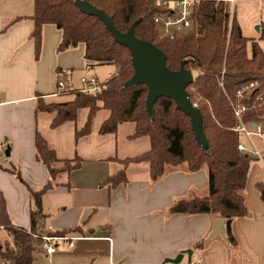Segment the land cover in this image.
I'll return each mask as SVG.
<instances>
[{"label":"crops","instance_id":"obj_1","mask_svg":"<svg viewBox=\"0 0 264 264\" xmlns=\"http://www.w3.org/2000/svg\"><path fill=\"white\" fill-rule=\"evenodd\" d=\"M36 1L0 0V195L5 199L12 223L30 229L33 203L29 191L10 171L19 170L34 192L52 183L53 188L42 199L44 218L38 229L51 226L54 234L73 240L55 242L57 252L53 255L46 254L41 242L35 240V253L43 255V264H171L166 260H174L185 252H192L191 261L186 254L180 264H264V201L257 189V185L264 183V165L253 157L249 158L251 169L245 190L251 214L232 222L234 249L221 238L205 241L198 247L212 231L215 219L212 216L168 215L175 201L187 197L191 190L207 193L206 170L191 173L186 168H169L154 182L147 163L131 164L127 184L109 189L106 180L121 168L118 160L128 157L76 155L75 158L82 159L81 167L61 173L51 181L46 165L37 160V136L45 139L62 161L71 160L65 156L75 154L77 145L85 142L84 137L76 138L73 123L78 119L53 129L54 114L40 111L39 102L66 103L58 100L63 94L74 96L72 91L77 89L72 86V76L87 67V63L83 45L58 51L62 32L54 25L44 26L37 55L32 38ZM224 1L230 3L243 35L257 40L264 51V41L260 40L264 0ZM258 26L260 30L256 29ZM248 50L251 55V43ZM60 79L66 85L62 94H58ZM101 111L106 110L96 113L92 131L86 138L94 134V121ZM127 124L131 123L121 125L115 135H103L112 137L114 154L120 130ZM45 131L50 133L47 135ZM134 132L128 137L131 145L146 142L148 137L131 139ZM253 141L257 147H264L258 138ZM243 142L250 146L245 138ZM8 146L9 157L5 154ZM88 147L98 153L99 138ZM81 154L85 155L84 151ZM61 166L62 163L56 165ZM77 228L81 233L66 234Z\"/></svg>","mask_w":264,"mask_h":264},{"label":"trees","instance_id":"obj_2","mask_svg":"<svg viewBox=\"0 0 264 264\" xmlns=\"http://www.w3.org/2000/svg\"><path fill=\"white\" fill-rule=\"evenodd\" d=\"M78 1H36L32 38L37 55L41 50L44 26L54 25L62 32L59 52L83 45L87 67L115 65L119 72L104 84L99 83L98 91L74 90L73 101L47 104L41 100L38 109L54 114L53 129L66 122H76L81 111H88L86 124L76 132L77 140L90 135L93 118L100 110L109 112V117L100 127L101 135H115L121 125L131 123L135 125L131 139H150L148 152L118 160L121 168L106 180L109 189L127 184V169L131 164L147 163L154 182L162 178L169 168H186L191 173L206 170L209 179L207 193L191 190L187 197L175 201L168 215H208L225 220L228 241L234 249L236 241L232 222L251 214L245 193L251 160L238 149L244 137L234 130L239 123L234 107L239 104L238 91L256 83L243 100L249 107L243 114V121L256 124L264 117V51L259 42L243 35L232 15L230 3L224 0H198L193 12L194 27L173 40L160 39L161 32L155 23V15L160 11L156 0H81L108 14L122 33L139 22L135 27L136 37L162 50L167 56L169 69L179 71L184 63L185 69L192 71L194 82L188 87V92L192 103L203 115V129L209 140V149L204 150L195 138L190 118L177 109L173 100L160 98L154 105L155 117L152 119L146 106L147 86L125 88V83L135 72L129 49L114 42L112 34L99 18L82 12ZM260 40L264 41V26ZM36 156L46 165L51 181L61 173H70L82 165L79 157L60 160L40 135L36 138ZM59 163L62 166L57 168ZM10 173L29 191L33 203L31 227L26 229L12 223L5 199L0 195V225L10 238V242H0V264H34L33 235L44 218L43 196L53 186L50 182L41 191L34 192L19 170L12 169ZM257 189L264 201V183L257 185ZM81 231L77 228L66 234ZM205 240L198 247H202Z\"/></svg>","mask_w":264,"mask_h":264},{"label":"water","instance_id":"obj_3","mask_svg":"<svg viewBox=\"0 0 264 264\" xmlns=\"http://www.w3.org/2000/svg\"><path fill=\"white\" fill-rule=\"evenodd\" d=\"M77 5L85 14L99 18L112 34L114 42L129 49L135 72L132 78L125 83V88L132 89L139 85L147 86L146 106L150 117L154 119V105L160 98L173 100L177 109L190 118L192 130L200 146L204 150H208L209 140L203 129V115L192 103L188 92V87L194 82L192 71L185 69L184 63L179 71L169 69L167 67V56L162 50L153 43L136 37L135 27L139 22H135L127 32L122 33L117 29L113 19L102 10L81 0L77 2ZM256 29L260 30V27L258 26ZM5 154L7 157L10 156L9 146ZM216 238H221L231 247L227 236L226 221L220 218L213 220L212 231L205 241L207 243ZM1 248L0 245V250ZM186 254L189 261H191L192 252H185L174 260H166V263L180 264Z\"/></svg>","mask_w":264,"mask_h":264},{"label":"built area","instance_id":"obj_4","mask_svg":"<svg viewBox=\"0 0 264 264\" xmlns=\"http://www.w3.org/2000/svg\"><path fill=\"white\" fill-rule=\"evenodd\" d=\"M198 0H156V7L160 10L155 15V23L160 29V39L173 40L178 34H185L194 27L193 12L195 4ZM234 2V0H230ZM82 82L88 85L85 92H95L99 90L97 79L87 80L82 78ZM256 83L242 87L237 94L239 104L234 107V113L239 123L234 129L241 134L250 144L249 147L241 141L238 149L241 153L253 157L255 160L264 165V147L259 148L255 145L254 139L258 138L264 143V117H261V122L256 124L245 123L243 114L248 111L249 107L244 104L245 96L256 86ZM65 82L60 79L58 81V94L65 93ZM5 232V229L0 225V234ZM34 239L41 242L43 251L48 255H53L57 252L54 245L58 241L73 240L67 236L54 234L52 227L47 226L44 229H38L33 235ZM73 247V244L70 245ZM200 263V261H199Z\"/></svg>","mask_w":264,"mask_h":264},{"label":"rangeland","instance_id":"obj_5","mask_svg":"<svg viewBox=\"0 0 264 264\" xmlns=\"http://www.w3.org/2000/svg\"><path fill=\"white\" fill-rule=\"evenodd\" d=\"M118 72H119V68L118 66H115V65H100V66H96L93 68H87L85 65V67L81 71H77L74 73V76H72L71 83L74 89L83 90L85 88H88V85L82 82V78H85L87 80H91L95 78L99 81V83L104 84L107 80H109L112 76L116 75ZM73 99H74L73 95L63 94L61 95V98L58 101L68 102ZM108 114L109 113L107 111H101L99 112V114H97V117L95 118V121H94L95 122L94 123V134L91 135L92 137L91 136L87 138L84 137L83 140L85 143L82 144L79 142L80 145H77L79 146L77 147V152L75 154L65 156L67 159L73 160L75 159L76 155H79L81 157L83 156L84 157L85 156L94 157L96 155H99V157H102V156L106 157L108 155L113 156L117 154L124 155L128 158H131V157L140 156L149 150V144H147V142H149L148 138H146L145 139L146 142L142 144L131 145L130 143L131 141L128 137L129 135H131L130 133H132L135 130H133V127H134L133 124H127V125H124L122 129L120 130V133L118 135L119 141L117 142L116 154H114V148H113L114 146L111 142L112 137H103V135L98 133L100 126L107 120ZM86 118H87V112L86 111L81 112L80 115L78 116V122L75 124L73 123V125L76 126L77 128L76 130H79L82 127H84ZM45 133H47L48 135L50 132L45 131ZM97 138H99V146H100L98 153H96V151H92L88 147L89 144L96 141ZM52 139L54 140V137L51 138V141ZM82 151H84L85 155L81 154ZM7 241L10 242V238L8 234H6L5 232L1 233L0 242L2 244H5ZM42 257H43L42 254L36 252L35 253V259H36L35 264H43Z\"/></svg>","mask_w":264,"mask_h":264}]
</instances>
